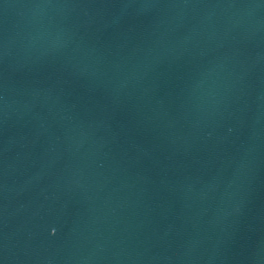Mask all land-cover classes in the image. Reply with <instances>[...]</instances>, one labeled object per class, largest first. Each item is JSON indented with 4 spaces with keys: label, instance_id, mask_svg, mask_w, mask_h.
<instances>
[{
    "label": "water",
    "instance_id": "obj_1",
    "mask_svg": "<svg viewBox=\"0 0 264 264\" xmlns=\"http://www.w3.org/2000/svg\"><path fill=\"white\" fill-rule=\"evenodd\" d=\"M0 264H264V0H0Z\"/></svg>",
    "mask_w": 264,
    "mask_h": 264
}]
</instances>
